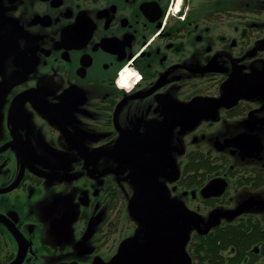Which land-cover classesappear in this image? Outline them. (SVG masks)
Returning a JSON list of instances; mask_svg holds the SVG:
<instances>
[{
	"label": "flooded vegetation",
	"instance_id": "af4514ba",
	"mask_svg": "<svg viewBox=\"0 0 264 264\" xmlns=\"http://www.w3.org/2000/svg\"><path fill=\"white\" fill-rule=\"evenodd\" d=\"M180 243L264 264V0H0V264Z\"/></svg>",
	"mask_w": 264,
	"mask_h": 264
},
{
	"label": "water",
	"instance_id": "95a60500",
	"mask_svg": "<svg viewBox=\"0 0 264 264\" xmlns=\"http://www.w3.org/2000/svg\"><path fill=\"white\" fill-rule=\"evenodd\" d=\"M208 187H206L204 190L208 189ZM164 205H165L164 213L169 208L173 207L171 205H168V201L166 198L164 199ZM168 239H166L165 243L169 242ZM162 249L165 251V254H162V255H159L156 257H151L150 259H147V260H145L144 257H136L133 260H130L129 262H126L124 264H150V263H165V264L169 263V264H172L175 261L179 262V260H180V263L182 264L181 260L185 259V254H184L183 247H182L181 243L178 246L166 244V245L162 246ZM169 249L171 250L170 253L168 252ZM173 251H175V252L173 253Z\"/></svg>",
	"mask_w": 264,
	"mask_h": 264
},
{
	"label": "rangeland",
	"instance_id": "374dc122",
	"mask_svg": "<svg viewBox=\"0 0 264 264\" xmlns=\"http://www.w3.org/2000/svg\"><path fill=\"white\" fill-rule=\"evenodd\" d=\"M124 215L123 213H118L119 223L116 227V235H118V239H120L123 235L130 231V223L128 221H121V217Z\"/></svg>",
	"mask_w": 264,
	"mask_h": 264
},
{
	"label": "bare ground",
	"instance_id": "6f19581e",
	"mask_svg": "<svg viewBox=\"0 0 264 264\" xmlns=\"http://www.w3.org/2000/svg\"><path fill=\"white\" fill-rule=\"evenodd\" d=\"M121 81L126 85V79L125 78L122 79Z\"/></svg>",
	"mask_w": 264,
	"mask_h": 264
}]
</instances>
